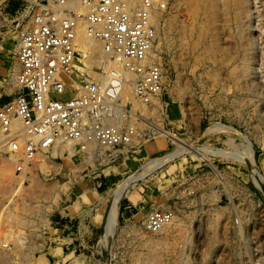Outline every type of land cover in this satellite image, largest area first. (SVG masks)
<instances>
[{"label": "rangeland", "instance_id": "rangeland-1", "mask_svg": "<svg viewBox=\"0 0 264 264\" xmlns=\"http://www.w3.org/2000/svg\"><path fill=\"white\" fill-rule=\"evenodd\" d=\"M55 1L0 0V108L21 34ZM164 2L163 89L123 121L129 143L41 151L19 173L0 132V264H264V0ZM75 49L71 79L92 80ZM154 210L173 219L153 232Z\"/></svg>", "mask_w": 264, "mask_h": 264}, {"label": "built area", "instance_id": "built-area-1", "mask_svg": "<svg viewBox=\"0 0 264 264\" xmlns=\"http://www.w3.org/2000/svg\"><path fill=\"white\" fill-rule=\"evenodd\" d=\"M156 4L165 7L164 0H56L33 16V26L18 42L17 93L0 108L6 142H22L19 173L59 138L82 150L88 141L101 148L131 141L133 129L122 127L128 111L120 102L124 88L130 86L145 103L163 89L161 65L147 60L155 38L150 11ZM79 19H85L89 36L103 43L109 65L99 81L75 82L67 89L58 74L69 73L75 63ZM14 121L20 126L14 128ZM171 218L170 211H151L146 228L157 231Z\"/></svg>", "mask_w": 264, "mask_h": 264}, {"label": "bare ground", "instance_id": "bare-ground-1", "mask_svg": "<svg viewBox=\"0 0 264 264\" xmlns=\"http://www.w3.org/2000/svg\"><path fill=\"white\" fill-rule=\"evenodd\" d=\"M77 10H80L82 13H85L84 12L85 11V8L83 6L77 7ZM160 13H161V10L159 9V7H158L157 4L154 5L152 7L151 11H150V21H151V23H152V25L154 26V29H155L154 42H153V45H152V49L150 50L149 55L147 57V60L150 61V62H155L156 60L158 61L157 53H155V50H156V48L158 46V43H155V40H156V32L158 31V28H159V25H158L159 24V20L162 19V16H161ZM74 45H75V48H78L80 50V52H81V61L87 67L86 68V71L89 74H92V76H93V79L92 80L99 81L102 78L103 71L109 65L108 57L106 56V54L104 52L103 43L101 41H99V40H97V39L92 38L91 36H89V34L87 32V23H86L85 19H79L77 21L76 36H75V40H74ZM75 54H76V49H75ZM92 66L101 67L102 68V71H100V72H94L93 70H91V67ZM71 72H72V69L70 70L69 73H60V74H58V78L60 80L64 81V83L66 84V88L67 89H73L74 88V85H76V84H74L75 83L74 80L71 79V77H70ZM66 78H69V79L66 80ZM87 80H89V79H87ZM68 81H71L72 88H68L67 87V85L69 83ZM154 99H155V97L152 98L151 102H153ZM120 102L122 104H124L126 102H131L132 103V105L130 107L131 110L125 111L126 115L124 117V120H126V117H128V114L129 113L131 114V116H138V118H139L141 116L140 115L141 113L140 114H137L136 112H133L132 110H139L140 112H142V111H144L146 109V106L148 105V103L142 102L138 98L135 97V95H134V93L132 91V88L130 86H126L124 88V90H123V92L121 94V97H120ZM19 126H20V122L19 121H14L13 122V127L14 128L19 127ZM132 129L134 131V127H132ZM21 143L22 142L19 139H17L14 143H10L11 144L10 145L11 146V149H10V152H9V155L8 156H9V159L11 161H16L17 160V158H18V154H17V151L18 150H17V148H18V146L21 145ZM75 145H76L75 142H72V141L67 140V139H64V138H59L55 142V144L52 147H50L49 149L51 150V154L52 155H54V154H63L64 151H66L68 153V155H72L73 153L76 152L75 151ZM98 148L100 149L101 147L99 146V144L96 141H88L86 143L85 149H83V151H89V153L93 157L94 156V155H92L93 151L96 150V149L98 151ZM80 150H82V149H80ZM44 151H46V150H44ZM157 161H158V159L152 160L150 165H152V163L154 164V162L157 163ZM114 211L115 210L112 209V211H111L112 215L114 214ZM3 259H4V257H3ZM1 264H5L4 261L1 262Z\"/></svg>", "mask_w": 264, "mask_h": 264}]
</instances>
